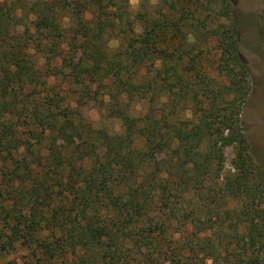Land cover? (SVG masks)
Listing matches in <instances>:
<instances>
[{
  "label": "trees",
  "instance_id": "obj_1",
  "mask_svg": "<svg viewBox=\"0 0 264 264\" xmlns=\"http://www.w3.org/2000/svg\"><path fill=\"white\" fill-rule=\"evenodd\" d=\"M141 1L136 31L129 0H0V257L264 264L232 1ZM66 47L81 49L76 67ZM64 69L75 89L61 95L50 81ZM84 98L121 132L93 127Z\"/></svg>",
  "mask_w": 264,
  "mask_h": 264
},
{
  "label": "rangeland",
  "instance_id": "obj_2",
  "mask_svg": "<svg viewBox=\"0 0 264 264\" xmlns=\"http://www.w3.org/2000/svg\"><path fill=\"white\" fill-rule=\"evenodd\" d=\"M231 1L232 17L238 33V53L242 62L248 68L249 94L242 109L240 120L248 140L249 153L253 161L264 171V0ZM141 2V0H129L130 9L127 20L134 24L136 31H139L136 13ZM147 2L148 0L143 1L144 4ZM155 2L156 0L149 1V3ZM111 45L115 46L116 43L112 42ZM80 55V48H65V58L69 60L73 67H76L79 63ZM208 58L207 72L212 77H216L217 74L214 70L215 53ZM62 72V76H58L50 82L55 84V90L64 95V93H69L75 88L70 84L69 71L64 69ZM71 96L74 99L76 98V94H71ZM135 99L130 102V113L138 116L144 113L146 107L144 103L139 102L137 98ZM81 102L83 106L80 107V110L84 118L93 127L104 128L112 135L121 132L120 120L108 117L97 103L89 101L88 98L82 99ZM232 157V149H226L227 164ZM162 158L163 154L158 155L157 159L161 160ZM21 255V252H12L9 255L2 256L0 257V264H23V260H20Z\"/></svg>",
  "mask_w": 264,
  "mask_h": 264
}]
</instances>
